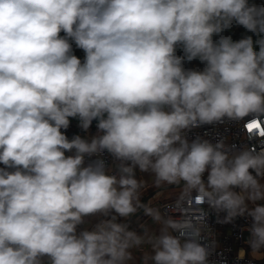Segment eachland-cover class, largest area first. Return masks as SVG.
<instances>
[{
	"label": "clouds",
	"instance_id": "clouds-1",
	"mask_svg": "<svg viewBox=\"0 0 264 264\" xmlns=\"http://www.w3.org/2000/svg\"><path fill=\"white\" fill-rule=\"evenodd\" d=\"M234 23L257 39L220 35ZM197 58L202 72L184 69ZM248 116L264 117V4L0 0V264L45 256L50 264H128L144 237L127 224L112 216L91 231L77 226L113 211L128 218L138 207L160 223L139 204L137 167L158 183L183 181L225 222L250 216L251 254L264 253V204L256 203L264 201V150L234 152L223 140L183 135ZM70 117L84 130L96 120L98 135L69 140L61 129ZM105 151L120 161L119 175L102 159L84 166L85 156ZM201 233L189 221L164 220L151 264H208L212 245Z\"/></svg>",
	"mask_w": 264,
	"mask_h": 264
},
{
	"label": "built area",
	"instance_id": "built-area-1",
	"mask_svg": "<svg viewBox=\"0 0 264 264\" xmlns=\"http://www.w3.org/2000/svg\"><path fill=\"white\" fill-rule=\"evenodd\" d=\"M243 38L246 37L243 36L239 40ZM83 60L81 59L82 62ZM183 67L185 70L202 72L206 65H200L194 61H185ZM69 120V127L61 129V132L69 140L79 135L90 141L98 135L97 124L94 125L92 123L87 130H84L80 127L79 119L71 117ZM249 124H253L254 127L249 129ZM183 135L189 143L197 138L208 140L212 144L223 140L226 148L233 149L234 152L245 148L259 152L264 150V117L254 118L248 116L240 121H229L226 119L221 123L202 125L185 130ZM65 155H74V150L66 151ZM97 159L104 161L109 174L119 175L120 161L115 160L107 151L91 157L85 156L84 166ZM3 167L4 165L0 164V168ZM207 176L208 172L206 171L202 176L205 183H207ZM235 189L239 191L238 188ZM160 207L166 220H186L201 229V243L212 245L208 264H264V253L259 257L253 256L250 254L251 248L248 241H245V233L252 224V218L247 214L236 216L230 222H225L226 213L217 212L207 203L197 199V193L194 190L182 193L172 199L164 200L160 202ZM112 216H115V214ZM173 234L176 235L174 232ZM241 249L245 251L242 259L239 258Z\"/></svg>",
	"mask_w": 264,
	"mask_h": 264
},
{
	"label": "crops",
	"instance_id": "crops-1",
	"mask_svg": "<svg viewBox=\"0 0 264 264\" xmlns=\"http://www.w3.org/2000/svg\"><path fill=\"white\" fill-rule=\"evenodd\" d=\"M84 58L85 55L82 57V59ZM12 170L13 169H9V171ZM135 178L141 184V187L138 190V200L140 205H143V202L149 193L153 192L154 190H157L158 188H161L162 185L160 186V184H164V183L168 184L167 182L158 183L156 181L155 175L151 171L143 172L138 167L135 169ZM165 190H161L157 192L156 195L150 200V205L148 207L154 212H158L160 214V216L162 217V221L160 223L155 222L151 216L145 215L144 212L135 221H133L128 225L129 230L135 231L137 234L144 237V243L142 245L130 249L133 258L128 262V264H151L150 257L152 254H154L153 253L154 237L158 236L161 233V229L163 227V221L166 220L160 207V197L165 193ZM172 198L171 197L166 198V200ZM139 208L140 207H138L137 210H139ZM102 216L103 215H92L85 217L84 223L77 226V233L84 230L91 231L94 228V226L99 222ZM118 218H120L119 223L122 220L126 219L123 217H118ZM41 264H50L49 258L46 256L42 257Z\"/></svg>",
	"mask_w": 264,
	"mask_h": 264
},
{
	"label": "trees",
	"instance_id": "trees-1",
	"mask_svg": "<svg viewBox=\"0 0 264 264\" xmlns=\"http://www.w3.org/2000/svg\"><path fill=\"white\" fill-rule=\"evenodd\" d=\"M248 3H249V5H261V4H264V0H248ZM60 35L64 36V33L61 32ZM220 35L230 36L233 41H238L239 38H241L243 36H245V37L251 36L254 41L257 39V37L253 33L247 31L244 27H242L240 25H236L235 23L233 24V26L230 29L225 30ZM218 39H219V36L214 35V37H213L214 42L218 41ZM70 43H72V52H74V55L81 60L82 57L85 55L84 51L82 49L78 48L73 41H70ZM256 50L257 51L259 50L258 47H257ZM176 55L180 56V57L184 56L183 49L181 47H179V46L176 48ZM185 61H187V60L185 59L183 61V63ZM192 61L197 62L200 65L206 64V62H201L198 58L194 59ZM75 119H78V118H75ZM92 123L94 125H96L98 122L96 120H93Z\"/></svg>",
	"mask_w": 264,
	"mask_h": 264
},
{
	"label": "rangeland",
	"instance_id": "rangeland-1",
	"mask_svg": "<svg viewBox=\"0 0 264 264\" xmlns=\"http://www.w3.org/2000/svg\"><path fill=\"white\" fill-rule=\"evenodd\" d=\"M253 175H255V174H253ZM179 183H180V182H179ZM260 183H261V184H264V178H260ZM161 185L164 186V185H170V184H169V183H168V184L164 183V184H160V186H161ZM162 186H161V187H162ZM189 191H192V190H189L185 185L178 186V187H173V188H168V189L165 190V193L160 197V202L166 200V198H170V197L172 198V197L178 196V195H180V194H182V193H186V192H189ZM234 191H237V190L234 189ZM256 203L264 204V201H258V202H256ZM248 207H249V208H253V207H255V204H253L252 202H248ZM113 214H115V216H116V222L119 223V219H120V218H118L119 216H118L114 211L111 212V213L109 214V216H107V217L102 216V217L100 218L99 222H100L101 220H103V219H110V218L112 217ZM99 222H98V223H99ZM248 237H249V233H248V231H246V233H245V241H248ZM250 254H251V253H250ZM252 255L255 256V257H259V256H261V254H259V255L252 254Z\"/></svg>",
	"mask_w": 264,
	"mask_h": 264
},
{
	"label": "water",
	"instance_id": "water-1",
	"mask_svg": "<svg viewBox=\"0 0 264 264\" xmlns=\"http://www.w3.org/2000/svg\"><path fill=\"white\" fill-rule=\"evenodd\" d=\"M72 54L74 55V52H72ZM182 185H185L184 182L163 186L161 188H158L157 190H154L153 192L149 193L146 196L142 206H145V207L148 208L149 205H150V200L156 195L157 192H159L161 190H165V189L170 188V187H178V186H182ZM144 212H145L144 211V207H140L139 210H137L133 215H131L130 217H128V218H126L124 220H122L120 223H124V224L129 225L130 223L135 221L140 215H142Z\"/></svg>",
	"mask_w": 264,
	"mask_h": 264
},
{
	"label": "snow or ice",
	"instance_id": "snow-or-ice-1",
	"mask_svg": "<svg viewBox=\"0 0 264 264\" xmlns=\"http://www.w3.org/2000/svg\"><path fill=\"white\" fill-rule=\"evenodd\" d=\"M248 127H249V129H251V128L254 127V125L253 124H249Z\"/></svg>",
	"mask_w": 264,
	"mask_h": 264
}]
</instances>
